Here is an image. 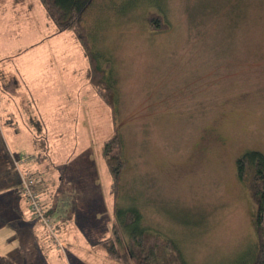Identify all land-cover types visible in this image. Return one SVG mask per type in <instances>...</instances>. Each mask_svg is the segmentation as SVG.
I'll return each mask as SVG.
<instances>
[{
  "label": "rangeland",
  "instance_id": "rangeland-1",
  "mask_svg": "<svg viewBox=\"0 0 264 264\" xmlns=\"http://www.w3.org/2000/svg\"><path fill=\"white\" fill-rule=\"evenodd\" d=\"M153 16L166 27L154 30ZM83 25L116 117L40 0H0V154L34 158L12 174L0 160V264H134L101 244L129 211L188 264L248 263L256 205L237 160L264 154V0H96ZM52 122L60 134L42 163L37 140ZM116 130L117 200L103 157ZM31 165L63 247L30 209L12 216L9 189L21 194Z\"/></svg>",
  "mask_w": 264,
  "mask_h": 264
},
{
  "label": "trees",
  "instance_id": "trees-1",
  "mask_svg": "<svg viewBox=\"0 0 264 264\" xmlns=\"http://www.w3.org/2000/svg\"><path fill=\"white\" fill-rule=\"evenodd\" d=\"M95 1L40 0L48 17L56 25L59 32L68 31L73 34L87 58L88 76L91 84L99 97L112 109L114 117H116L117 108L112 97L111 88L106 81V72L97 61V57L88 41L87 30L83 25L86 12ZM160 19L154 16L150 18L151 26H155L154 30H161L166 27ZM37 144L40 148L38 147L39 152L36 157L38 161L43 162L47 158L45 154L48 151L47 141L40 139ZM103 157L111 177L112 191L115 200H117L123 171L126 166L123 158V139L119 131L116 130L114 135L104 144ZM0 158L2 165L9 168V172L12 174L11 153L9 155L8 152L7 154L2 152ZM34 175L40 178L39 172L35 171ZM237 175L246 184L256 205L255 251L251 260L248 263L245 262V264H264V154L259 151H248L238 158ZM13 192L19 199H23L20 192ZM43 205L46 209V215L53 218V210L47 208L44 203ZM117 219L119 224L115 223L113 225V237L101 242L109 259L120 262L125 257L127 262L133 261L134 264H188L174 240L146 231L142 221L140 222L141 217L139 218L136 212L129 211L125 216H117ZM39 223L43 226L41 222ZM54 227L57 229L56 226Z\"/></svg>",
  "mask_w": 264,
  "mask_h": 264
},
{
  "label": "built area",
  "instance_id": "built-area-1",
  "mask_svg": "<svg viewBox=\"0 0 264 264\" xmlns=\"http://www.w3.org/2000/svg\"><path fill=\"white\" fill-rule=\"evenodd\" d=\"M11 157L13 165L16 166L18 170H20L21 165L24 167L26 164H29L34 159L32 156L26 155H21L19 157L11 155ZM21 178V194L27 202L30 212L35 217V219L41 222L43 226L47 229V231L52 234L55 239L58 240V244L63 247V242H60L59 239L55 237L56 229L53 226V218L48 217L46 215V211L41 200V195L36 188L37 184L40 183V179L29 171H25L23 173L21 172Z\"/></svg>",
  "mask_w": 264,
  "mask_h": 264
},
{
  "label": "crops",
  "instance_id": "crops-1",
  "mask_svg": "<svg viewBox=\"0 0 264 264\" xmlns=\"http://www.w3.org/2000/svg\"><path fill=\"white\" fill-rule=\"evenodd\" d=\"M73 38H74V36H73ZM82 49V48H81ZM83 51V50H82ZM84 53V52H83ZM84 56H85V54H84ZM85 61L88 63V61H87V58H86V56H85V59H84V63H82V72H83V74L85 73V70H86V65L89 67V65L88 64H85ZM81 68V67H80ZM88 68H87V71H86V77H88ZM93 86V85H92ZM94 88V87H93ZM95 90V89H94ZM95 92H96V90H95ZM97 93V92H96ZM98 95V94H97ZM99 96V95H98ZM43 123H44V125H45V123L46 124H48L47 123V121L44 119V121H43ZM54 124H55V122H52V123H50L49 124V126H48V129H47V133H48V136L47 135H45V136H43V139L44 140H46V141H48V150H49V153H50V155H51V149H49V142H50V139L52 138V137H56V136H58L59 134H60V132L59 133H57V135L54 133ZM45 127H46V125H45ZM111 138V137H110ZM38 141V140H37ZM37 145V144H36ZM36 147V146H35ZM10 150H11V148H10ZM9 151V150H8ZM12 151V150H11ZM10 152V151H9ZM50 155H49V157H50ZM48 157V158H49ZM44 162V161H43ZM42 162V163H43ZM37 167V165L35 166V165H31V166H29V167H27V171H31V170H33L34 172L35 171H37V172H39V170L36 168ZM14 167H13V165H12V169H13ZM24 168H26V166L24 167ZM3 172V171H2ZM15 175V174H14ZM17 177H18V179L19 180H21V178H20V174L18 173L17 174ZM20 182V181H19ZM18 182V183H19ZM7 189V188H6ZM8 189H9V187H8ZM10 191V193H13L14 194V192H13V190H11V189H9ZM39 191V190H38ZM9 194V193H8ZM5 198V200H4V203L7 201L8 202V196H4L3 197V199ZM2 199V200H3ZM23 199L21 200V199H17V201L15 200V202H12L13 203V208H12V216H23V212H24V210L25 209H23V206H25V208H26V210H29V207H28V204L26 203V201H24L25 203H26V205H25V203H23ZM9 203V202H8Z\"/></svg>",
  "mask_w": 264,
  "mask_h": 264
}]
</instances>
